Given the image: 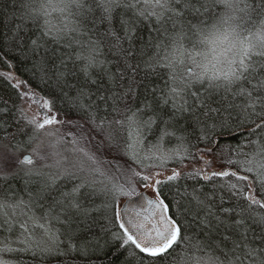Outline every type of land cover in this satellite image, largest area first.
I'll use <instances>...</instances> for the list:
<instances>
[{
    "label": "snow or ice",
    "instance_id": "obj_1",
    "mask_svg": "<svg viewBox=\"0 0 264 264\" xmlns=\"http://www.w3.org/2000/svg\"><path fill=\"white\" fill-rule=\"evenodd\" d=\"M20 7L23 12L20 20H31L36 31L24 35L23 27H17L7 39L26 60L32 61L33 75L64 94L69 111L60 115L56 110L53 114L55 101L60 97L53 93L55 98L41 102L35 90L26 89L20 98L37 102L40 120L23 117L24 125L15 131H9L12 125L6 122L0 127L3 132L0 143L10 150L8 156L0 155V211L4 213V230L13 233L18 229L15 243L22 246H11L6 236L0 247V264H13L14 259L19 264L21 252L69 255L76 251L87 256L89 249L103 251L104 247L112 246L108 240L102 246L100 237L83 238V243L79 242L82 239L79 231L92 230L89 221L93 209L87 206L85 197L95 192L97 186L111 195L114 206L113 216L107 217L111 226L103 230L115 242L118 253L127 256L131 252L138 264H264V212L255 208L264 209V194L260 199L255 194L257 186L264 188V0H211V3L208 0H20ZM217 7L223 11L214 14ZM117 9L123 10L119 30L113 26ZM55 12L76 16L80 24L91 22L95 26L97 18L100 23L107 22L105 35L111 38L109 51L117 57V70L107 69L96 41L80 44V50L73 49L75 55L69 53L67 59L49 56L48 45L59 44L66 35L63 28L54 29L48 19ZM189 15L192 17L187 22L189 31L199 35V43L210 52H193L184 47V25L172 36L168 52H165L167 44L153 45L160 50L145 60L148 53L134 48L138 22L151 21L158 33L161 30L168 33V25L175 32L177 21ZM205 16L214 21L207 31L203 27L207 23ZM79 26L70 31L75 32ZM125 43L128 47H124ZM51 51L55 53V49ZM77 62L81 65L79 74L75 72ZM101 68L109 81L103 90L90 71ZM159 68L166 69L163 87L151 89V101L147 97L139 101L138 90L143 83L138 79L139 72L143 70L147 75ZM69 75H77L75 83L69 81ZM72 91L74 96L68 94ZM216 95H220L219 100L214 99ZM97 101L106 107L102 108ZM162 106H170L169 115L164 114ZM0 107L6 108V104ZM101 110L104 115H99ZM74 112L83 115L74 120ZM6 115V111L0 113V119ZM52 125L68 130L63 135H59V128L55 132H43ZM185 125L197 131V140L204 145L197 153L207 156L220 149L221 137L226 134L234 137V127L244 128L240 134L246 137L260 136L253 157L242 169L254 179L239 171L207 173L205 168L184 173L182 177L175 168L168 172L167 163L182 162L197 153L187 148L184 150L187 155L166 154L159 146H153L155 150L144 149L148 134L160 142L166 139L187 142ZM41 132L57 136L58 144L72 145L68 149L72 154L71 167L64 166L70 160L60 153L55 154L59 158L54 164L47 163V157L39 152V144L31 148L29 155L10 158L21 146L32 145ZM19 136L26 139H17ZM93 140L94 151H90L86 144ZM38 160L44 162L40 167H36ZM228 163L236 162L229 159ZM53 168L54 172L44 171ZM21 174L28 178L26 182L33 176L42 177L39 190L28 202L8 197L12 191L9 181ZM229 177L246 182L249 190L244 191L238 183H222ZM182 178L216 181L210 192L193 188L191 194H179L181 200L187 199L195 206L183 221L172 211V201L164 192L165 187ZM61 181L72 182V187L63 189ZM224 191L229 194L227 200L223 195L218 196ZM53 192H58V196H52V203L37 215L34 209H44L40 201ZM121 197L126 198L123 205L118 203ZM233 198L246 203L232 205ZM176 207H181L180 201ZM9 209L12 211L8 212ZM16 210L22 218L10 220L9 216L14 217ZM56 224L64 226L63 233L53 230ZM253 224L260 228L259 232H253ZM36 232L45 240L36 239ZM61 235L67 242L63 253L59 251ZM127 264H133V260Z\"/></svg>",
    "mask_w": 264,
    "mask_h": 264
},
{
    "label": "trees",
    "instance_id": "obj_2",
    "mask_svg": "<svg viewBox=\"0 0 264 264\" xmlns=\"http://www.w3.org/2000/svg\"><path fill=\"white\" fill-rule=\"evenodd\" d=\"M35 2V0H33ZM43 2V0H40ZM211 3V0H208ZM123 10L117 9L113 20V26L119 30L121 29L120 24V14ZM223 9L217 7L213 9V13H221ZM97 17L100 14V10H96ZM23 14L22 9L20 7V0H0V106L6 104V108L0 107V113L7 112L6 116H3L0 119V127L6 122L9 125H12V128L9 131H15L16 127L23 126L25 121L23 117H27L28 119H35L28 108L26 99L21 100L20 94L23 93L26 89L35 90L36 95L41 98V102L43 99L47 98H55V96L60 97L55 101L54 113L56 110H59L60 115H63L65 111H69L68 106L64 100V94L60 92L59 89H53L46 85V82L39 78V76L33 75L31 71V63L32 61L26 60L24 55L19 52L18 49L15 48L13 44L9 42L7 39L9 35L13 32V30L17 27H23L24 35H31L32 32L36 31V25L31 20H20V16ZM128 16H125V19ZM51 22V25L55 28H63L66 35L61 39L59 44H50L49 48V56L53 59L57 57L63 56L67 59V54L75 55L73 49L78 52L79 45L85 44L87 45L90 41H96L99 43L100 51L102 53L100 59L105 61V66L110 72H115L117 70V57L113 54V52L109 51L111 47V38L105 35V30L109 27L107 22L100 23L97 18L95 26L89 23L80 24V20L78 17L73 16L69 13L61 14L59 12L53 13L48 17ZM204 20L207 21L205 25H203L204 29L207 31L210 29L211 24L214 23L213 20H210L207 16L203 17ZM191 15L185 17L182 21H177V28L175 32L172 31L171 25H168L169 32L163 33L157 32V27L154 26L151 21H143L138 22L136 26V37L133 41V46L136 50L143 49L148 55H145L144 59H149V55L154 54L156 51H159L160 48H154L153 45L164 46L168 45L165 48V52H168L171 48V38L173 35L180 31L181 25H184V39L183 45L188 51H193V49L198 48V50L204 47L203 44L199 43L200 36L197 34H193L192 31H189L187 27V22L191 21ZM43 23V20H41ZM79 24V28L73 32L70 31L71 28ZM67 25V27H65ZM123 33L121 32V35ZM69 45H71L69 47ZM195 45V47H193ZM124 47H128L127 43L124 44ZM52 49H55V53H52ZM69 65L71 67V62L69 61ZM80 62H77V66L75 72L79 74ZM93 78L99 80L101 85V89L103 90V86L108 85L109 81L107 76L104 74L103 68L101 69H91ZM166 69L159 68L156 73H149L146 75L145 71L141 70L138 74V79L142 80L143 83L138 90V100L143 101L145 97L149 101L153 99L151 94V89L153 87L159 89L163 87L164 84V76ZM81 80L83 79L82 75L79 77ZM69 81L75 83L77 80V75H69ZM27 82V83H25ZM248 85H246L247 87ZM68 91L67 89L65 90ZM69 95H75V92H68ZM215 100L220 99V95H216L214 97ZM33 100V99H32ZM35 101V100H34ZM100 103L102 108L106 107L102 102ZM164 107V114L169 115L171 112L170 106H162ZM74 120H79L83 115L80 112L72 113ZM99 115H104L101 110ZM112 114L109 113V119H111ZM16 121H19L17 124ZM180 123H184L183 121H179ZM188 128V140L187 142H182L177 139L165 140L164 142L158 141L152 134H148L147 140L144 144V149H154L153 146H159L161 151L164 153H173L177 152L180 155H187L185 153V149L187 148L191 153H197V149L203 147L204 145L197 140V131L193 130V127L185 125ZM59 128V135H63L68 129L58 126L52 125L43 130V132L53 131ZM29 133H31V128L28 129ZM43 132L37 134V139L33 141L32 145H29L27 148L21 146L20 151L16 152L15 155H12L10 158L15 160L22 153L31 154V148L36 144L40 145L39 152L41 155L47 157L46 162L49 164H54L55 160L59 157L56 156V153H60L65 157H69L70 162L66 163L65 167H71V157L72 154L68 151L69 148L72 147L69 143H57V136H46ZM234 132L236 133L234 137L232 135L226 134L225 137L220 138V149L214 152L211 156L203 155L197 153L196 156L188 159H184L182 162L179 160H169L166 167L168 172L171 169L175 168L178 171H181L182 177L184 173L192 172L201 168H205L207 173L211 172H219L221 170L230 169L232 171H239L242 175H249L251 178V174L242 171L245 166V162L250 160L255 152L256 143L259 142L262 138L260 136L254 137H246L241 135L240 133L244 132V128L234 127ZM3 138V132H0V139ZM17 139H26L24 136H19ZM4 143H7L6 141ZM96 141L93 140L91 143H87L86 147L90 151H94V145ZM139 148V146H137ZM15 151V150H13ZM10 153L9 148L4 147L3 143H0V155L8 156ZM23 155V154H22ZM21 155V156H22ZM236 162L233 164H229L228 160ZM206 162H210L207 163ZM44 162L37 161L36 166L40 167ZM45 172L55 171L53 169H44ZM167 174V173H166ZM28 180L27 177H24L23 174L16 176L11 179L9 183L11 184L12 191L8 193V197L11 200H15L16 198H21L25 202H28L30 197L34 196L35 193L39 190L42 177L33 176L30 182H26ZM238 183L244 191H248L246 182L236 181L235 178L229 177L227 180L222 183ZM216 183V181H205L202 179H190V178H182L178 183L165 187L164 192L165 195L168 196V199L172 201V211L176 214L177 218L180 220H184L185 215L189 210H194V204H190L187 199L181 200L180 193L187 192L191 194L193 192V188H201L204 191H212V185ZM61 187L65 190H68L72 187V182L70 181H61ZM257 198H261V194H264V188L257 186V191L255 193ZM219 195H223L225 199H228V192L224 191L222 193H218ZM52 196H58V192H53L51 195L45 197V199L41 200L40 203L45 206L42 208H35L34 211L37 215H40L42 211H44L47 205L52 203ZM123 197L119 198L118 203ZM2 199V197H0ZM180 201L181 207H176V202ZM85 203L92 211V219L89 221L92 224V230L90 232L87 231H79V236L82 238L79 242L83 243V238H87L88 240H95L96 237H100L101 245L103 246L104 240H108L111 242L112 246L104 247L103 251H95L93 249H89V255H81L76 251L71 252L69 255H60V254H52V255H42L37 252L35 255L31 251L29 252H21L18 256L19 264H127L129 260H133V264H138V261L132 256L131 252L126 256L122 252L118 253L115 249V242L111 241V237L107 234L103 229L105 227H110V223L107 220V217L113 216L114 206L112 203V197L109 193L101 190V186H97V190L95 192H90L89 195L85 197ZM236 203L245 204V201L239 200L238 198H233L231 201L232 205ZM256 210L260 212H264V209H259L258 206H255ZM0 211V235H2V241H0V247L3 246V241L7 236L9 241L12 242L11 246L13 247H22L21 245L15 243L17 237L19 235L18 229L14 230L11 233V236L7 235V231H5L4 226V216ZM19 210H16L18 213ZM19 215L17 219H21ZM190 218V217H189ZM253 232H259L260 228L253 224L251 225ZM59 229L60 233L64 232V226L56 224L54 227V231ZM39 235L38 232H36ZM40 236V235H39ZM22 238V237H20ZM36 239L45 240V237H37ZM50 243V242H49ZM77 243L76 241L73 242ZM183 247V246H182ZM67 249V242L65 241V237L63 235L60 236V244L59 251L61 253L65 252ZM15 256V254H11ZM8 258V257H5ZM175 260V258H173ZM13 264H16V260H13Z\"/></svg>",
    "mask_w": 264,
    "mask_h": 264
},
{
    "label": "rangeland",
    "instance_id": "obj_3",
    "mask_svg": "<svg viewBox=\"0 0 264 264\" xmlns=\"http://www.w3.org/2000/svg\"><path fill=\"white\" fill-rule=\"evenodd\" d=\"M196 51L210 52V49H209L206 45H204V47H203L202 49H200V50H198V48L193 49V52H196ZM209 59H211V56H209ZM197 71H199V69H197ZM26 102H27V105H28V108H29V110H30L31 115H32L35 119H37V120L39 121V120H40V117H38L39 109H38V107H37V102L34 101V100H32V99H30V98L26 99ZM22 154L24 155V153H22ZM22 154H20L18 157H20ZM36 167H37V166H36ZM148 193L151 195V190H148ZM124 199H125V198H122V199L120 200V202H122ZM120 202H119V204H120ZM7 211H8V212H11L12 210L9 209V210H7ZM1 213H2L3 216H4L3 211H2ZM18 215H19V212L16 213V215H15L14 217H13V216H9V219H10V220H16ZM3 219H4V218H3ZM38 233H39V232H38ZM7 235L11 236V233L7 232ZM39 235H40V236H39ZM39 235H37V233H35V236H37V237H39V238L43 237V235H42L41 233H39ZM0 241H2V235H0Z\"/></svg>",
    "mask_w": 264,
    "mask_h": 264
},
{
    "label": "water",
    "instance_id": "obj_4",
    "mask_svg": "<svg viewBox=\"0 0 264 264\" xmlns=\"http://www.w3.org/2000/svg\"><path fill=\"white\" fill-rule=\"evenodd\" d=\"M24 155H28V154H24ZM22 156H23V155H22ZM148 194H149V193H148ZM149 196H151V195L149 194ZM125 199H126V198H125ZM125 199H124V200H125ZM124 200H123L122 202H120V205H123ZM140 203L143 204V201H140Z\"/></svg>",
    "mask_w": 264,
    "mask_h": 264
}]
</instances>
